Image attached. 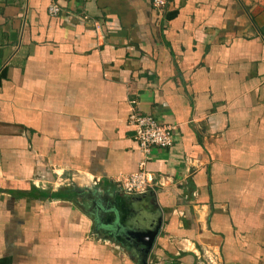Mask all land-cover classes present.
I'll list each match as a JSON object with an SVG mask.
<instances>
[{
  "label": "crops",
  "instance_id": "crops-1",
  "mask_svg": "<svg viewBox=\"0 0 264 264\" xmlns=\"http://www.w3.org/2000/svg\"><path fill=\"white\" fill-rule=\"evenodd\" d=\"M135 111L173 145L145 155ZM140 162L152 186L127 194ZM208 260L264 264V21L241 0H0V264Z\"/></svg>",
  "mask_w": 264,
  "mask_h": 264
},
{
  "label": "built area",
  "instance_id": "built-area-1",
  "mask_svg": "<svg viewBox=\"0 0 264 264\" xmlns=\"http://www.w3.org/2000/svg\"><path fill=\"white\" fill-rule=\"evenodd\" d=\"M152 6L156 10L162 11L167 0H151ZM59 4L54 1L48 6V12L51 16H55L60 12ZM128 122L132 127L134 139L139 149L148 155L152 148H169L174 143V127L159 122L150 114H141L132 112L128 118ZM152 186L150 173L147 171L144 162L139 163V169L123 180L121 187L127 194H137L145 192ZM207 264H217L208 260Z\"/></svg>",
  "mask_w": 264,
  "mask_h": 264
},
{
  "label": "water",
  "instance_id": "water-1",
  "mask_svg": "<svg viewBox=\"0 0 264 264\" xmlns=\"http://www.w3.org/2000/svg\"><path fill=\"white\" fill-rule=\"evenodd\" d=\"M160 226L161 224L158 223L153 230H149L146 233H143V235H140L141 241L144 244L143 251L146 255L150 252L153 246L155 238L159 232Z\"/></svg>",
  "mask_w": 264,
  "mask_h": 264
},
{
  "label": "rangeland",
  "instance_id": "rangeland-1",
  "mask_svg": "<svg viewBox=\"0 0 264 264\" xmlns=\"http://www.w3.org/2000/svg\"><path fill=\"white\" fill-rule=\"evenodd\" d=\"M243 4L250 10L253 11L260 20L264 21V0H241Z\"/></svg>",
  "mask_w": 264,
  "mask_h": 264
}]
</instances>
